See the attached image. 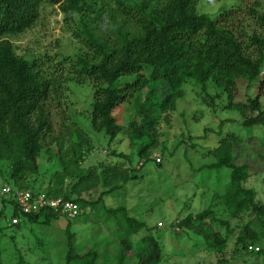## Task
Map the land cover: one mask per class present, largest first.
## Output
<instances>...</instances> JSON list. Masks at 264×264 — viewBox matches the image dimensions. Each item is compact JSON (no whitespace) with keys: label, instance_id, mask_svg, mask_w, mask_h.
<instances>
[{"label":"trees","instance_id":"obj_1","mask_svg":"<svg viewBox=\"0 0 264 264\" xmlns=\"http://www.w3.org/2000/svg\"><path fill=\"white\" fill-rule=\"evenodd\" d=\"M200 1L0 0V175L7 183L15 185L13 190L43 192L50 199L61 197L77 204L80 211L90 207L92 211L103 201V195L97 200L75 197L76 186H79H73L72 182L66 184L72 178L79 182L92 176L80 171V163L90 151L89 139L83 137L80 129L77 132L79 139L64 151L70 161L61 160L62 168L55 169L52 177L37 189L36 178L29 181L30 176L39 178L41 175L39 157L47 149L46 139L53 129L50 106L53 103L60 105V101L55 100L60 98L59 87L63 84L80 85L90 80L93 88L89 116L92 129L113 142L129 127L128 138L135 142L139 159L145 158L157 146L155 126L164 113L166 120L175 110L176 101L183 96L182 88L188 81L201 87L202 93L210 82L230 98L241 83L249 88L259 80L260 86L264 67V14L258 15L259 0H255L247 10L260 27L259 33L251 35H245L244 31L239 34L231 26L230 22L241 13L237 3L233 8L218 9L211 17L198 11ZM204 1L213 3L221 0ZM44 5H58L68 34L86 53L64 54L60 50L55 58L48 54L43 57L17 54L7 38L20 36L32 28ZM66 66H70L72 77H52V72L62 71ZM213 98L207 94L203 96L204 102L211 107ZM124 103L133 110L126 128L118 124L114 113ZM227 108L237 109L243 117L244 127H264V111L258 95L243 103H230ZM248 112L252 115H247ZM52 141H59V138L55 136ZM241 142L237 136L228 134L209 151L215 162L208 168H227L230 171L227 190L215 195L217 202L212 204L223 207L220 216L210 207L172 224L186 234L202 235L212 247L214 264H230L232 257L224 252L229 242L236 251L252 259L260 258V264H264V203L255 201V192L245 187L250 175L249 167L234 161L235 145ZM259 144L264 162V140ZM110 153L130 162L124 153ZM120 169L122 174L116 171L112 179L108 178L106 185L112 181L115 185L106 191L107 194L136 178L135 170L129 176L126 168ZM92 171L96 176L97 169L92 167ZM94 179L90 178L91 181ZM44 180L40 177L37 182ZM0 197V221L9 224L13 218L19 219L17 225L0 226V264H4L1 254L6 249H3L5 243L2 240L7 236L14 255L18 256L17 264H28V260H24L27 254L24 251L22 255L18 248L16 235H5V229L17 230L26 222L50 225L60 217L75 221L80 214L69 218L48 208L25 214L12 200ZM7 204L12 207L10 214L5 213ZM106 211L121 214L114 226L116 230L123 229L117 240L116 255L109 256L112 264H125L130 256L136 257V264L161 262L164 252L157 237L147 234L135 247L131 243V237L146 227L145 222L131 216V210L124 206ZM65 234L64 264H99V253L95 249L76 254L75 234L68 227ZM36 241L39 247L44 248L43 241Z\"/></svg>","mask_w":264,"mask_h":264},{"label":"rangeland","instance_id":"obj_2","mask_svg":"<svg viewBox=\"0 0 264 264\" xmlns=\"http://www.w3.org/2000/svg\"><path fill=\"white\" fill-rule=\"evenodd\" d=\"M254 1L221 0L207 3L201 0L198 11L213 17L218 9L233 8L237 3L236 6L241 9V13L230 22L231 26L236 28L239 34L244 31L245 35H251L260 32L256 18L247 14L248 8ZM259 2L258 15H263L264 0ZM7 39L19 55L43 57L44 54H48L54 57L60 50L64 54L86 53L68 34L58 5H44L32 28L20 36ZM70 73H72L70 66H66L62 71L52 72L51 75L54 78L68 79L72 77ZM260 76L262 80L260 86L259 80L252 83L249 88L241 83L232 98L210 82L206 84V91L202 93L201 87L195 85L193 81H188L182 88L183 96L176 101L175 110L166 120L164 113L155 126L157 146L143 159L138 157L135 142L128 138L129 127L113 142H110L103 133L92 129L89 116L93 88L90 80L87 79L80 85L63 84L59 87L60 98L55 100L60 101V105L55 106L53 103L50 106L53 129L50 137L46 139L48 151L44 149L41 152L38 162L40 177L45 180L37 182L40 177L30 176L29 181L36 178L37 189L52 177L51 174L55 169L62 168L61 160L70 161L69 155L67 156L64 151L79 139L77 132L80 129L83 137L90 142V151H87L80 163V171L90 173L92 175L90 178L95 179L91 181L88 177L78 182L72 178L67 180L66 184L72 182L73 186H79H76L75 197L97 200L98 196L103 195V201L99 202L92 211L91 207L81 209L78 220L70 221L60 217L50 225L26 222L17 230L5 229L4 234L16 235L18 248L22 255L24 251L27 254L24 260L27 259L28 264H64L67 245L65 229L68 227L69 231L75 234L73 243L76 254L82 255L90 249H95L99 253V264H110V257L117 253V240L122 235L123 229L116 230L114 226L116 218L120 219L121 214H110L106 210L124 206L131 210V216L146 224L143 230L131 237L133 247L144 235L157 237L164 252L159 264H214L212 247L202 235L186 234L172 224L189 214L195 215L210 207H213L220 216L223 207L212 204L217 202L214 200L215 195L223 194L227 190L230 171L227 168L218 170L207 166L215 162L209 151L228 134H233L242 140L240 145H235L234 161L249 167L250 175L245 187L255 192V201L264 203V162L260 155L259 144L264 140V127H244L243 117L237 109L227 108L230 103L232 105L243 103L248 98L258 95L261 109L264 111V67ZM205 94L214 97L213 107L204 102ZM114 113L117 115L118 124L126 128L132 118L133 110L129 104L124 103L115 109ZM247 115L252 113L248 112ZM55 136L59 141H52ZM61 142H63L61 146H57ZM112 151L128 155L130 162L110 155ZM151 158L159 159L160 164H156L159 162L155 163ZM147 159L149 161H146ZM92 167L97 169L96 176L92 174ZM120 168H126L129 176H132L135 170L136 178L107 194L106 191L115 185L114 181L106 185L107 180L112 179L116 171L122 174ZM5 185L11 189L15 186L7 183L5 177L0 175V193ZM1 199L0 197V209ZM5 207V213L10 214L12 207L9 204ZM9 224L0 221V226L3 228ZM230 224L234 225L233 222ZM150 229L152 231H148ZM212 229L215 231L214 227ZM37 239L44 242V248L39 247L36 243ZM2 242L5 243L3 249H6L1 254L4 264H17L18 256L14 255L11 249L12 243L9 237L3 238ZM224 252L232 257L230 264L261 263L260 258L252 259L246 257L243 252L236 251L232 242H229ZM136 263V257L130 256L125 264Z\"/></svg>","mask_w":264,"mask_h":264},{"label":"built area","instance_id":"obj_3","mask_svg":"<svg viewBox=\"0 0 264 264\" xmlns=\"http://www.w3.org/2000/svg\"><path fill=\"white\" fill-rule=\"evenodd\" d=\"M156 162H159V159H156ZM1 195L12 200L22 213L25 214L37 213L45 208H48V210L58 215L64 214L69 218H74L80 213L77 204L64 200L61 197L50 199L47 198L44 193H36L29 190H13L5 185L2 188ZM10 223L12 225H17L19 219L13 218ZM255 250H257V248H255Z\"/></svg>","mask_w":264,"mask_h":264},{"label":"clouds","instance_id":"obj_4","mask_svg":"<svg viewBox=\"0 0 264 264\" xmlns=\"http://www.w3.org/2000/svg\"><path fill=\"white\" fill-rule=\"evenodd\" d=\"M155 161H156V159H155ZM38 193H43V192H38Z\"/></svg>","mask_w":264,"mask_h":264}]
</instances>
